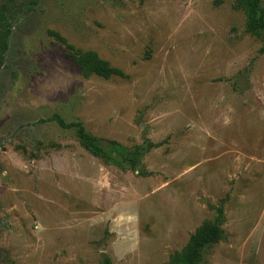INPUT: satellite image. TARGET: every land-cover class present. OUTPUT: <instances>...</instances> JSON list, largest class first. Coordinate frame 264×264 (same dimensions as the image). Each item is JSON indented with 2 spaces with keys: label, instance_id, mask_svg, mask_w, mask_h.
Returning a JSON list of instances; mask_svg holds the SVG:
<instances>
[{
  "label": "rangeland",
  "instance_id": "rangeland-1",
  "mask_svg": "<svg viewBox=\"0 0 264 264\" xmlns=\"http://www.w3.org/2000/svg\"><path fill=\"white\" fill-rule=\"evenodd\" d=\"M30 1L10 4L0 70V264H167L222 202L201 264H264V33L237 0ZM48 31L126 78L83 77ZM55 115L152 144L145 175L93 157Z\"/></svg>",
  "mask_w": 264,
  "mask_h": 264
},
{
  "label": "trees",
  "instance_id": "trees-1",
  "mask_svg": "<svg viewBox=\"0 0 264 264\" xmlns=\"http://www.w3.org/2000/svg\"><path fill=\"white\" fill-rule=\"evenodd\" d=\"M11 2L12 0H6L5 4L0 7V70L4 65L5 54L8 50L12 23L19 18V15L15 18L10 8ZM37 4V0H31L29 6L34 7ZM236 8L242 10L245 15V28L248 33L254 35L264 33V0H237ZM48 34L65 47L66 57L76 65L83 77L88 78L95 75L103 79L126 78L120 69L110 66L94 51L77 49L55 32L48 31ZM53 120L61 129L70 131L86 152L102 160L106 165L145 175L140 163L145 153L153 147L152 144L127 148L116 141L91 135L77 120L66 121L58 115H55ZM222 203L211 207L216 214L214 221L196 229L190 236L185 249L172 254L167 264H201L209 249L224 239V231L221 227L224 223ZM103 264H110V260L104 257Z\"/></svg>",
  "mask_w": 264,
  "mask_h": 264
}]
</instances>
